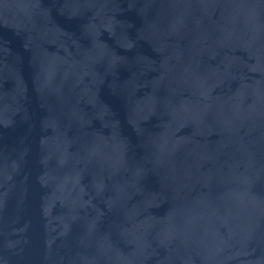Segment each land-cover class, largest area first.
I'll use <instances>...</instances> for the list:
<instances>
[{"label": "water", "instance_id": "water-1", "mask_svg": "<svg viewBox=\"0 0 264 264\" xmlns=\"http://www.w3.org/2000/svg\"><path fill=\"white\" fill-rule=\"evenodd\" d=\"M0 264H264V0H0Z\"/></svg>", "mask_w": 264, "mask_h": 264}]
</instances>
